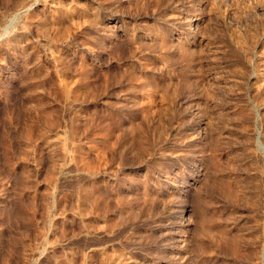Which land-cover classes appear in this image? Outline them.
I'll return each instance as SVG.
<instances>
[{
  "label": "rangeland",
  "instance_id": "1",
  "mask_svg": "<svg viewBox=\"0 0 264 264\" xmlns=\"http://www.w3.org/2000/svg\"><path fill=\"white\" fill-rule=\"evenodd\" d=\"M0 13V264H264V0Z\"/></svg>",
  "mask_w": 264,
  "mask_h": 264
},
{
  "label": "clouds",
  "instance_id": "2",
  "mask_svg": "<svg viewBox=\"0 0 264 264\" xmlns=\"http://www.w3.org/2000/svg\"><path fill=\"white\" fill-rule=\"evenodd\" d=\"M0 15H3V13H0ZM11 15L13 19H19L23 15V13H21L20 11H15ZM6 35L7 30H0V39H3Z\"/></svg>",
  "mask_w": 264,
  "mask_h": 264
}]
</instances>
